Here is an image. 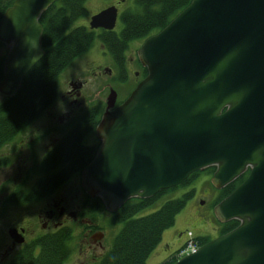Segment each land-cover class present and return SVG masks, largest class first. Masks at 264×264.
<instances>
[{"label":"water","instance_id":"95a60500","mask_svg":"<svg viewBox=\"0 0 264 264\" xmlns=\"http://www.w3.org/2000/svg\"><path fill=\"white\" fill-rule=\"evenodd\" d=\"M53 1L13 0L0 17L3 95L42 56L39 17ZM116 18L109 5L88 25L112 29ZM136 57L146 73L117 105L110 89L95 126L100 145L83 171L87 194L114 211L207 166L216 188L248 170L213 205L219 222L238 224L171 264H264V0H190L142 40Z\"/></svg>","mask_w":264,"mask_h":264},{"label":"trees","instance_id":"16d2710c","mask_svg":"<svg viewBox=\"0 0 264 264\" xmlns=\"http://www.w3.org/2000/svg\"><path fill=\"white\" fill-rule=\"evenodd\" d=\"M12 2L13 0H0V17ZM84 2L85 0H55L41 12L39 21L42 24L43 54L24 74L19 87L11 95H4L0 99V146L11 141L42 110L54 103L57 99L59 73L76 56L88 50L96 37L114 60L118 70L115 79L117 82H124L127 80L125 51L129 42L133 39L143 40L162 28L190 0H135L136 9L122 10L120 17L123 25L118 31L92 29L84 24L73 26L75 20L87 13ZM1 43L3 44L0 41ZM4 56L0 57V79ZM145 73L146 69L143 67L142 74ZM96 109L94 105L87 107L86 113L79 119L82 124L78 121L37 165L44 175L25 187L23 184L15 187L7 195L9 203L18 204L42 196L84 170L95 154L96 146L83 144L82 138L94 128L98 120ZM2 163H7V159L0 158V164ZM213 168L211 165L204 170L212 172ZM200 171L201 169L191 172L178 185L161 189L148 197H131L116 210H107V223L122 225L114 234L111 246L90 264H145L149 254L161 240L163 230L173 224L176 213L185 205L193 189L167 198L149 213L139 216L135 214L165 194L190 184ZM52 173L54 174L49 175ZM247 173L248 170L244 171L221 187L214 204L239 184ZM86 198L89 199L88 194ZM104 207L101 198L96 196L91 199L89 206L83 208L81 214L94 220ZM238 222L235 218L220 222L219 233L228 231ZM92 228L101 229V225L95 222ZM72 233L70 225L43 232L20 247L4 264H63L73 251ZM209 238L207 235L196 236L198 244ZM177 258V251H174L156 264H171Z\"/></svg>","mask_w":264,"mask_h":264},{"label":"rangeland","instance_id":"374dc122","mask_svg":"<svg viewBox=\"0 0 264 264\" xmlns=\"http://www.w3.org/2000/svg\"><path fill=\"white\" fill-rule=\"evenodd\" d=\"M85 7L87 13L73 22V26L84 24L88 25L89 18L92 14L105 8L109 5H115L117 7V18L114 25V29L118 31L122 24L120 14L122 10L130 8L136 9L137 4L135 0H85ZM141 43V39H133L129 42V46L125 51L126 60L132 57V61H129L128 79L124 82H116V79H112L111 84L117 90V98H122L127 91L134 84L132 70L139 69V65L136 61V47ZM8 49V45L0 44V57L5 55ZM114 61L109 52H107L102 46L100 40L96 37L91 47L85 52L76 56L58 75V89L57 99L49 107H46L40 115L31 122L26 128L19 132L11 141L0 146V158L7 157L8 162L0 166V251L3 250V244L7 240L6 228L8 224L13 221L14 223H21L27 220V224L32 229V232H27L26 238H29L35 232L41 231L40 222L38 220V214L42 207L41 202L20 203L12 204L6 202V195L12 190L14 186L22 181L26 175L25 170L35 161L39 160L44 152L45 144L51 140L52 135L45 133L44 130L48 126L47 123L54 121L51 116L57 113H63L64 100H60L59 96L62 90L67 87L66 80L70 77H83L88 79L89 83L86 84L84 91L91 90V88L100 87L104 81L100 84L97 83L98 77L94 78L90 74V70L96 68L99 65L114 66ZM109 75H103L105 78H109ZM98 85V86H97ZM86 93V92H85ZM4 95L0 92V99ZM51 119L50 121L47 119ZM43 134L42 138L39 136L36 142L31 143L32 139L36 138L37 134ZM212 172H204L197 175L190 184L181 186L168 194H165L158 199L152 205L142 208L135 215H143L149 213L158 208L169 197H175L181 195L183 192L193 189L192 194L188 197L185 205L176 213L174 222L171 226L164 229L162 232V252L170 249L178 248L181 244L185 243L186 230H191L194 236L207 235L211 238L218 235L220 228V222L216 219L213 211V205L215 196L217 194V188L211 183L210 176ZM32 174V173H31ZM74 183L80 185L82 182L81 177L72 178L70 183L66 184L67 193H73ZM212 191L211 193H209ZM79 212V211H78ZM109 215L107 209L104 207L99 210L96 219H89L87 215H80L78 217L68 218V223L73 227V238L71 244L74 247L73 254L71 253L67 261L64 264H90L97 260L100 255L111 246L112 238L114 234L120 229L121 223L108 224L107 216ZM98 222L101 225L102 235L96 237V239L89 245V231L83 229L84 223ZM99 240V244L96 241ZM82 245V252L79 253V247ZM93 245V247H91ZM92 248V249H91ZM80 250V251H81ZM1 255V254H0ZM159 255V251L150 253L145 264L152 262L156 256ZM86 258L85 262H82Z\"/></svg>","mask_w":264,"mask_h":264},{"label":"flooded vegetation","instance_id":"af4514ba","mask_svg":"<svg viewBox=\"0 0 264 264\" xmlns=\"http://www.w3.org/2000/svg\"><path fill=\"white\" fill-rule=\"evenodd\" d=\"M99 28H102V27H98V28H94V29H99ZM112 29H114V28H112ZM141 42H142V39H141ZM101 46L104 48L102 43H101ZM137 47H136V49H137ZM136 49H135V52H136ZM137 60L138 59L136 57V61ZM129 61H132V57L129 58ZM129 61L126 60V56H125V71L127 72V79L129 76V70H128L127 63L129 64ZM113 65L114 66L99 65L96 68H93L90 70V74H92L94 76V78H96V77L99 78L97 81L98 84H100L102 81H104V82L102 85H100V87L91 88V90H88V91H84L86 84L89 83L88 79H86L85 76L67 78V80H66L67 87L65 86V88L62 90V92L60 93V96H59L60 100H62V99L64 100L63 104L59 103V105H64V107H65L63 110V113L59 112L57 114L52 115L51 119L53 118L54 121L47 123L48 126L44 130L45 133L49 134L50 136L52 135L51 140L45 144L44 152L41 155L40 159L35 160L30 165V167L25 170L26 175L24 176L22 181L20 183H18L16 186H14L12 188V190L7 193V195L10 192H12L15 189V187H17L18 185L23 184V186L25 187V186L29 185L31 182H33L35 179L44 175L43 172L39 171L37 165L42 161V159L47 154H49L51 149H53V147L58 143V141L62 137H64L65 134L69 130H71L73 127H75V125L77 124L78 121L80 124H82L81 120H79V119L82 115H84L86 113L88 106L94 105L97 108L96 112H98V120H99L102 112L106 108V97H107L111 88H113L116 91V98H115L114 105H117L120 101H122L129 94V92L134 87L136 82L141 77L144 76V74H142L144 66H142L139 62L138 65L140 68L132 70L134 84L127 91V93L122 98L119 99V98H117L118 92L113 87V85L111 84V81H110L112 79H115L116 78L115 76H117V73H118V70L115 66V63ZM106 74L109 75L108 76L109 78L103 77V75H106ZM47 119L49 121L51 120L49 118H47ZM98 120H97V122H98ZM97 122H96V124H97ZM96 124L94 125V128L91 131H89L88 133H86L82 138L83 144L90 145V146H96L95 153H96V151L100 145V140L97 138L96 132H95ZM39 136H41V138H42L43 134L42 133L37 134L36 138L32 139L31 143L36 142L38 140ZM1 158L7 159V157H5V156L1 157ZM7 162H8V159H7ZM2 164H0V166H2ZM204 169L205 168L201 169V171L198 173V175L202 174L204 172L205 173L208 172ZM213 170H214V168H213ZM83 171L80 174L71 177L65 183L51 189L46 194H44L42 196H38V197L33 198V199H30L28 201L22 202L24 204L31 203L34 201L42 203V207L40 208V211L38 214V220L40 222L41 231L35 232L34 234H32V236H30L29 238H26L27 232L28 231L32 232V229L29 227V224L26 223L27 220H24V222H21V223H14L13 221H11L6 228L7 240H5V243L3 244V250L0 251V254H1L0 255V264L6 263L9 259H11V257L16 253V251L20 247L25 245L27 242L35 239L41 233L51 231V230L56 229L60 226L70 225L68 223V220H67L68 218H70V217L75 218L76 216L78 217V213L80 215H82L81 212H82L83 208L89 206L91 203V199L96 197V196L95 197L89 196V199L86 198L87 192H86V185L84 182ZM53 174L54 173L49 174V175H53ZM79 177H81L82 182L80 183V185L73 182V185H75L73 193L65 192L66 184L70 183L72 178L74 179V178H79ZM25 179H26V181H25ZM216 190H217V194H216L215 198H217L220 188H217ZM211 192L212 191H210L209 193H211ZM7 195H6V202H8L7 201ZM18 204H20V203H18ZM94 223L93 222H90V223L85 222L83 224V229L85 231L88 230L90 233L89 238H88L89 245H91L90 242L92 243L96 239V237L102 235V231H101L102 229L92 228V225ZM12 227L15 228L18 232H20L22 234L23 241L17 242V241L13 240V238L10 236V234L8 232L9 228H12ZM72 232H73V227H72ZM100 233H101V235H100ZM218 234H219V231H218ZM96 243L99 244V240H97ZM0 246H1V244H0ZM81 246L82 245H80V247H79V253L82 252ZM91 247H93V245ZM71 253L73 254V251ZM67 259L65 261H67ZM85 261H86V258L82 262H85Z\"/></svg>","mask_w":264,"mask_h":264},{"label":"built area","instance_id":"2783aa9c","mask_svg":"<svg viewBox=\"0 0 264 264\" xmlns=\"http://www.w3.org/2000/svg\"><path fill=\"white\" fill-rule=\"evenodd\" d=\"M198 247V242L195 239L194 234L190 231H186V241L185 243L178 249L177 256H181L185 253H189L194 251Z\"/></svg>","mask_w":264,"mask_h":264},{"label":"crops","instance_id":"0c3cea01","mask_svg":"<svg viewBox=\"0 0 264 264\" xmlns=\"http://www.w3.org/2000/svg\"><path fill=\"white\" fill-rule=\"evenodd\" d=\"M197 235V234H196ZM155 249L156 250H158L159 251V255H157L156 256V258H154L153 260H152V262H150L149 264H156V263H159V262H161L162 260H164V259H166L172 252H174L176 249H177V247L176 248H174V249H170V250H168V251H163L162 252V240H160L159 242H158V244L154 247V249L151 251L152 253L155 251ZM150 255V254H149ZM149 257V256H148ZM148 259V258H147ZM146 264H147V262H146Z\"/></svg>","mask_w":264,"mask_h":264}]
</instances>
